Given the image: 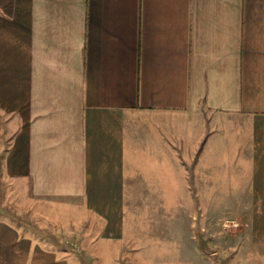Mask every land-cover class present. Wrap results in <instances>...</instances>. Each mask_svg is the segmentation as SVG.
<instances>
[{
    "label": "crops",
    "instance_id": "obj_1",
    "mask_svg": "<svg viewBox=\"0 0 264 264\" xmlns=\"http://www.w3.org/2000/svg\"><path fill=\"white\" fill-rule=\"evenodd\" d=\"M0 180L102 264L176 205L264 249V0H0ZM72 253L0 214V264Z\"/></svg>",
    "mask_w": 264,
    "mask_h": 264
},
{
    "label": "rangeland",
    "instance_id": "obj_2",
    "mask_svg": "<svg viewBox=\"0 0 264 264\" xmlns=\"http://www.w3.org/2000/svg\"><path fill=\"white\" fill-rule=\"evenodd\" d=\"M25 192L14 181L0 180V214L44 242L62 248L65 253L73 252L69 264H102L103 252L88 250L79 244V240L62 236L58 233L63 219L62 207L45 204L46 200H28L25 204ZM143 211L155 210L156 206H142ZM175 234L170 228V235L163 231H149L158 222L146 220L136 222L141 229L140 236L133 243H125L123 249L111 248L112 255L121 257V264H264V249L245 246L244 237L239 228L226 218L208 217L200 230L196 221L195 236L190 237L183 221V205H176ZM70 214V208H69ZM162 223V222H159ZM173 225V222H171ZM167 230V229H166Z\"/></svg>",
    "mask_w": 264,
    "mask_h": 264
}]
</instances>
